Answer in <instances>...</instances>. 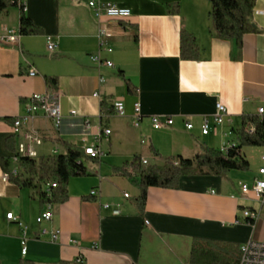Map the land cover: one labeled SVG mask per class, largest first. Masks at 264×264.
<instances>
[{
	"label": "crops",
	"instance_id": "1",
	"mask_svg": "<svg viewBox=\"0 0 264 264\" xmlns=\"http://www.w3.org/2000/svg\"><path fill=\"white\" fill-rule=\"evenodd\" d=\"M18 1L43 32L19 34L11 42L4 36L19 31L20 8L0 11V264H189L197 238L240 246L264 242V199L242 191V184L264 178V146H246L260 152L256 163L242 149L248 171L183 176L178 189L150 187L143 211L136 203L139 186L120 171H133L138 156L148 161L145 166H162L167 157H193L203 145L220 149L235 138L244 115L264 107V0L256 1L253 15L262 31L246 34L241 47L212 34L208 0H98L128 7V19L97 16L90 0ZM175 4L178 13L170 11ZM182 29L196 37L200 59L181 58ZM49 40L57 43L53 52ZM121 73L137 93L128 91ZM46 77L56 84L48 85ZM34 94L48 95L62 112L59 127L42 112L24 122L23 132L35 129L43 138L38 157L63 154L56 139L84 150L111 129L100 142L99 160L87 161L88 175L69 179L67 200L53 202V219L44 224L36 221L47 203L38 190L46 192L47 185L37 190L3 179L2 160L15 153L7 141L13 138L17 148L21 139L14 135V118L25 113ZM103 99L111 100L110 107L122 101L125 115L104 113ZM136 103L143 115L139 125ZM218 103L228 110L222 125L213 120ZM151 115L173 117L174 124L154 129ZM204 117L211 120L207 135ZM93 190L99 194L91 195ZM245 209L258 211V221L246 218ZM10 212L14 220L7 218ZM43 227L59 230L58 240L42 234Z\"/></svg>",
	"mask_w": 264,
	"mask_h": 264
},
{
	"label": "trees",
	"instance_id": "2",
	"mask_svg": "<svg viewBox=\"0 0 264 264\" xmlns=\"http://www.w3.org/2000/svg\"><path fill=\"white\" fill-rule=\"evenodd\" d=\"M211 4V18L213 22L212 34L223 39L235 40L238 46H242L243 38L248 33L260 32L253 22L254 7L257 0H208ZM10 6H19L21 35H37L43 30L37 26L32 19L26 16L23 3L18 0H0V11ZM180 5L170 6V11L178 13ZM181 58L185 60H197L201 58V48L195 36L187 30L181 31ZM122 75V73H121ZM122 78L131 94L137 93L136 87L126 79ZM48 85L53 86L57 80L54 77H46ZM110 99L102 100V111L107 114L114 112L109 106ZM254 127L252 131L250 128ZM237 146L222 152L220 149L202 146L201 150L193 157L182 155L167 157L162 166H145L139 156L131 163L133 171L127 168L121 169V173L128 176L137 184L141 195L136 199L138 207L145 209L148 189L150 187L178 189L180 179L183 176L206 175L226 176L232 170L248 171L250 164L242 154L246 146H264V114L244 115L241 128L235 131ZM61 143L65 151L63 154L42 156L38 158L22 157L19 161L20 172L12 176L11 180L19 186L39 189L41 185L57 182L53 190V202L61 203L67 200L68 181L72 177L88 175L86 166L90 159L97 162L99 158L87 155L85 151L76 144L56 139ZM10 150L16 151L15 140L7 141ZM153 154L158 153L152 149ZM5 172H11L12 162L9 159L2 160ZM40 197L45 198V192L38 190ZM241 259V246L227 241L197 238L192 245L189 264H239ZM21 264H30L21 262Z\"/></svg>",
	"mask_w": 264,
	"mask_h": 264
},
{
	"label": "built area",
	"instance_id": "3",
	"mask_svg": "<svg viewBox=\"0 0 264 264\" xmlns=\"http://www.w3.org/2000/svg\"><path fill=\"white\" fill-rule=\"evenodd\" d=\"M19 4L22 2L18 1ZM89 6L94 10L95 14L97 16L104 14L107 17L114 18V19H128L131 16V10L128 7L120 6L115 3H102L98 0H90ZM20 32L18 30H10L7 31V34L4 36V38H7L11 42H15L18 39V35ZM104 34V33H103ZM102 49L107 51H112L111 47H106L105 43H101ZM57 47V43L53 40H49L47 44V48L50 52L55 51ZM94 61H98V56H92L91 57ZM107 65L113 66V63L108 61ZM35 70H30L29 75H36ZM104 79L102 78L101 81ZM97 95V94H96ZM113 107L115 110V113L118 115H125V105L120 100H115L113 103ZM42 112L44 115H46L48 118L52 119L56 126L59 127L61 118H62V112L60 105L56 102L50 99L48 95L45 94H34L30 97V103L26 106L25 113L22 115H19L14 118L13 121V131L14 135L20 136L21 139L19 140V143L17 145L16 151L14 155L11 157L10 161L12 162V169L11 172H4L3 179L5 181H8L11 179L12 176H17L20 172V166L19 161L22 157H30V158H38L39 153L36 149V146H39L43 143V138L40 135V133L37 130H30L23 132L22 128L24 125V122L26 120L32 119L34 116L38 115V113ZM228 114V110L226 106L223 103L217 104V111L216 114L213 117V120L216 125H222L225 116ZM259 115L264 114V107H261L258 111ZM134 115L136 119V125H139L140 120L142 119V112H141V106L139 103H136L134 105ZM151 124L154 129L160 130L167 127H170L174 124V118L169 117L167 115H151L150 116ZM186 127L188 129L193 128V123L186 121ZM211 129V120L209 117H204L202 121V133L204 135H207L210 132ZM252 131L254 130V127L250 128ZM111 129L104 128L102 130L101 135L99 136L97 142L89 147H85L84 151L87 155H90L91 157L100 158L102 155V149L100 147V142L103 138V135H110ZM232 133H229V135ZM237 142L234 139L227 140L220 148L222 152H227L229 149L236 147ZM262 160L264 162V156L262 157ZM144 164H148V161L144 159ZM156 164V163H153ZM260 176L264 177V165L260 167L259 169ZM47 190L45 192V199H46V208L45 210L37 217L36 221L39 224L48 223L53 219L54 215V205H53V190L57 187V182H50L47 183ZM242 191L252 192L256 198L258 199H264V178H257L254 183L250 186L248 184H242ZM97 190H93L91 192V195L96 196L98 195ZM125 197H128L129 195L127 193L124 194ZM105 207H109L108 204L104 205ZM115 214L120 213L119 210H114ZM244 215L246 218L250 219L252 223H255L259 219V212L254 211L251 209H245ZM7 218L9 220H14L15 217L12 212L7 214ZM42 234H49L50 239L52 241H57L60 235L59 230L55 229L52 231H49L46 227H43L41 230ZM27 246L25 245V248ZM239 264H264V242L256 241V240H249L246 243L241 245V259Z\"/></svg>",
	"mask_w": 264,
	"mask_h": 264
},
{
	"label": "rangeland",
	"instance_id": "4",
	"mask_svg": "<svg viewBox=\"0 0 264 264\" xmlns=\"http://www.w3.org/2000/svg\"><path fill=\"white\" fill-rule=\"evenodd\" d=\"M248 147V146H247ZM247 147H244V148H246V149H248L247 150V154H248V156L251 158H253L252 160L254 161V163H256V158L259 156V154H260V152L258 151V150H254V149H252V148H247ZM246 151V150H245ZM56 155H58V154H56ZM258 169V165H257V167H256V169L255 170H257Z\"/></svg>",
	"mask_w": 264,
	"mask_h": 264
}]
</instances>
